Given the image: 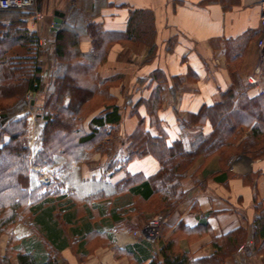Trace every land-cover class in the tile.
Listing matches in <instances>:
<instances>
[{
  "label": "trees",
  "instance_id": "16d2710c",
  "mask_svg": "<svg viewBox=\"0 0 264 264\" xmlns=\"http://www.w3.org/2000/svg\"><path fill=\"white\" fill-rule=\"evenodd\" d=\"M76 9L83 26L77 27L67 17L52 32V68L48 79L42 76V52L36 35L26 25L31 10H0V236L7 235L0 264H13V260L15 264H66L57 249H49L44 258H39L16 248L17 239L11 230L16 223L30 225L34 208L63 191L59 182L65 181L70 165L87 163L95 153L108 157L106 164H128L147 155L158 162L160 168L151 177L127 176L123 182L122 192L128 191L133 198L131 212L142 224L156 214H170L185 200L181 182L197 159L205 164L217 157L220 167L210 179L218 184L225 185L236 176L243 184L252 186L261 175L260 170L253 169L237 176L228 165L237 156L250 161L264 159V93L259 95L252 85L242 84L238 75L242 57L234 50L226 52V71L232 83L219 93V102L187 113L180 121V127L186 130L209 124L208 134L196 133L189 145L181 138L167 142L168 135L158 118L161 97L157 87L146 101L131 105L134 113L143 104L152 119L138 121L137 128L119 143L123 144L122 159L115 158L118 145H113L114 134L121 124V110L113 90L122 86V80L120 76L103 77L100 69L106 63L110 44L151 46L147 40L150 14L131 10L124 32H108L94 22L96 14L86 15L84 10ZM82 35L89 38V49L84 53L79 49ZM150 76L160 79L161 73L155 69ZM29 92L39 95L32 106L25 100ZM33 116L38 131L31 147ZM31 164L55 174L57 180L42 184L38 174L31 172ZM252 205L255 217L250 234L239 227L213 237L212 253L199 259L182 249L179 241L188 243L201 238L208 232L206 226L190 228L178 223L164 237L170 229L163 225L152 243L157 252L147 264H225L249 240L264 261V206L257 201L255 190ZM140 226L138 222L130 232ZM122 253L129 256L130 250Z\"/></svg>",
  "mask_w": 264,
  "mask_h": 264
},
{
  "label": "crops",
  "instance_id": "0c3cea01",
  "mask_svg": "<svg viewBox=\"0 0 264 264\" xmlns=\"http://www.w3.org/2000/svg\"><path fill=\"white\" fill-rule=\"evenodd\" d=\"M260 1L35 0L41 12L52 16V24L55 12L63 14L59 27L67 17L77 27L83 26L75 8L84 10L86 15L96 14L94 22L108 32H124L131 10L149 12L147 40L151 46L145 44L132 51L129 45L110 44L100 74L121 77L122 86L113 90L121 111L126 107L124 99L129 98V93L127 104L131 106L139 100L146 101L151 91L158 87L161 97L158 118L168 135L167 142L171 138H181L188 145L196 133L208 134L211 126L205 124L199 129L186 130L180 127V121L187 113L219 102V93L232 83L226 71L227 50L240 53L238 75L242 84H247L246 78L252 74L258 60ZM79 49L81 53L89 49L87 36L80 37ZM140 54L149 61L142 63L135 59ZM47 67L51 70V59ZM155 69L160 71V79L150 76ZM141 119H152L143 104L131 112L127 121L121 122L120 132L131 134ZM122 154L124 150L118 147L115 158L122 159ZM107 159L101 157L103 164H71L65 181L59 182L63 191L34 208L30 225L20 222L12 228L11 233L17 239L16 248L39 258H44L47 250L57 249L66 264H147L157 252V246L130 232L139 222L141 226L133 232L140 234L142 222L131 212L133 198L128 191L122 192L123 182L127 176L147 179L160 166L150 155L137 157L128 164H106ZM257 162L259 164H250V170H260L261 175L252 186L243 184L236 176L225 185L215 183L210 177L220 164H192L181 182L186 198L175 211L167 214L164 225L170 230L164 237L178 223L190 228L206 226L208 232L201 238L188 243L179 241L182 249L199 259L212 253L210 241L213 237L239 227L250 234L255 217L254 190L257 201H262L264 206V159ZM241 170V166H236V172L232 173L238 176L250 171L242 173ZM245 244L250 245L251 241ZM6 245L7 235H1L0 257L5 254ZM125 249L130 250L129 256L122 253ZM225 264H264V261L262 256L245 259L242 254L235 253Z\"/></svg>",
  "mask_w": 264,
  "mask_h": 264
},
{
  "label": "rangeland",
  "instance_id": "374dc122",
  "mask_svg": "<svg viewBox=\"0 0 264 264\" xmlns=\"http://www.w3.org/2000/svg\"><path fill=\"white\" fill-rule=\"evenodd\" d=\"M36 10H38L39 11V13L41 14V18H40V20L38 21V22H36V21H33V22H31V23H26V25H27V27L30 29V30H32L34 33H35V35H36V39H37V44H38V47H40V50H41V52H42V55H41V57H40V61H41V65H42V69H43V77L45 78V79H48V75H49V72L51 71L47 66H48V61H50V59H51V61H52V56L50 55V50L53 48V46H52V42H51V40H52V31H50L49 30V28L52 26V23H51V18H52V16L48 13V14H45V13H43V12H41L40 10H39V8L38 7H36ZM69 10H67V12H68ZM32 14V13H31ZM30 14V15H31ZM30 15L27 17V18H29L30 17ZM129 46L131 47V48H133L132 49V51H134V47L135 46H133V45H131V44H129ZM138 48H135V50H137ZM49 57H51L50 59H49ZM143 57V56H142ZM141 57V54H140V56H139V58H135V59H137L138 61L139 60H142L143 62L142 63H144L145 61H149L148 60V57L146 58H142ZM150 59V58H149ZM141 63V64H142ZM127 92H129V91H127ZM28 94V95H27ZM26 95H25V100L27 101V103L29 104V106H32V105H34L38 100H39V95L38 94H33V93H31V92H29V93H27ZM130 94L131 93H129V96H127V97H129V98H125L124 100H125V102L124 103H126V107L123 109V111H121V122L123 121H127V118L129 117V115L131 114V106L129 105L128 106V101H130ZM29 102H31V103H29ZM121 125L122 124H120V126H119V128H118V130H116L115 132V136H116V140H115V142L113 143V145L114 144H116V145H118V146H115V148H117V147H122L123 146V144H121V145H119V143L120 142H122V141H124V138H125V136H127V135H124L123 133H121L120 132V129H121ZM37 131H38V126H37V124H36V120H35V117L33 116V117H31V124H30V143H31V147L32 146H34V143H36V135H37ZM118 134V135H117ZM108 143L107 144H109V142H110V140L109 141H107ZM101 157H102V155L101 156H99V154L97 155L96 153H95V155H93L92 156V158L90 159L91 161H89V162H87V164H103V162H102V160H101ZM260 160V159H259ZM259 160H255V161H250L248 158H246V157H244V156H237V157H233V158H231L230 159V161H229V169H230V171L232 172L233 170L236 172V166H241L242 168H243V170H241V171H243L242 173H244V172H247L248 170H250V164H259V162H257V161H259ZM212 161V162H211ZM261 161V160H260ZM213 162L215 163V164H218L219 162H218V159H217V157H214V158H212V159H210L209 161H207V163H205V164H213ZM86 163V162H85ZM107 163V162H106ZM243 163V164H242ZM194 164H202V159H197L196 161H195V163ZM237 164H239V165H237ZM245 164H247V165H245ZM246 166V167H245ZM202 168H200L199 170H201ZM232 169V170H231ZM42 170H44V171H46L45 169H43L42 168ZM219 170V169H218ZM252 170H250L248 173H250ZM248 173H246V174H248ZM198 175V174H197ZM235 175H237V174H235ZM245 175V174H244ZM239 176H242V175H239ZM158 215H162L163 216V221H162V223L160 224V227H159V231H158V233H157V236H156V238H155V240L157 239V237L159 236V234H160V230H161V227L166 223V218H167V214L166 213H160V214H156V215H154V216H152L151 218H149L148 219V221L150 220V219H154V217H156V216H158ZM147 221V222H148ZM146 222V223H147ZM146 223H143L142 224V227H141V229H140V231H138V233H141L142 232V229L144 228V226L146 225ZM133 233V232H132ZM138 237L141 239V240H143V238L141 237V234H138ZM154 240V241H155ZM240 247V246H239ZM238 247V248H239ZM241 247H244V250L242 251V252H238V251H236V253H240V254H242L243 255V258H245V259H247L248 257H250V256H261V255H259L257 252H256V250H254L253 248H252V246H251V244L250 245H247V244H242L241 245Z\"/></svg>",
  "mask_w": 264,
  "mask_h": 264
},
{
  "label": "built area",
  "instance_id": "2783aa9c",
  "mask_svg": "<svg viewBox=\"0 0 264 264\" xmlns=\"http://www.w3.org/2000/svg\"><path fill=\"white\" fill-rule=\"evenodd\" d=\"M259 7L261 36L256 43L258 48V60L252 74L246 78V81L248 84L254 86L257 94L260 95L264 93V0L259 2ZM6 9H19L23 11L31 10L32 14L29 18H26V23H31L33 21L38 22L41 18V14L38 10H36L35 0H0V10ZM31 170L41 175L40 181L43 184H49V182L54 179L52 174L42 171L38 166L32 165ZM162 221V215H158L154 217V219H150L140 233L143 240L151 243L154 242ZM133 235L135 236L136 234L134 233ZM243 250L244 247L241 246L237 249L238 252H242Z\"/></svg>",
  "mask_w": 264,
  "mask_h": 264
},
{
  "label": "water",
  "instance_id": "95a60500",
  "mask_svg": "<svg viewBox=\"0 0 264 264\" xmlns=\"http://www.w3.org/2000/svg\"><path fill=\"white\" fill-rule=\"evenodd\" d=\"M63 14L59 12L54 13V19L51 30L55 32L62 21Z\"/></svg>",
  "mask_w": 264,
  "mask_h": 264
},
{
  "label": "bare ground",
  "instance_id": "6f19581e",
  "mask_svg": "<svg viewBox=\"0 0 264 264\" xmlns=\"http://www.w3.org/2000/svg\"><path fill=\"white\" fill-rule=\"evenodd\" d=\"M243 164V163H242ZM246 167V166H245Z\"/></svg>",
  "mask_w": 264,
  "mask_h": 264
}]
</instances>
